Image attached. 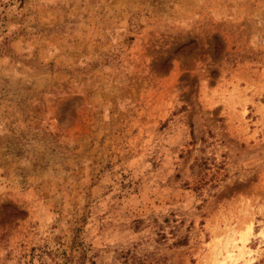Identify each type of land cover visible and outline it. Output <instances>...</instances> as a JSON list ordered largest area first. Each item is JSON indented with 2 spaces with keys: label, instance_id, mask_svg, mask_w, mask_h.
Returning a JSON list of instances; mask_svg holds the SVG:
<instances>
[{
  "label": "rangeland",
  "instance_id": "374dc122",
  "mask_svg": "<svg viewBox=\"0 0 264 264\" xmlns=\"http://www.w3.org/2000/svg\"><path fill=\"white\" fill-rule=\"evenodd\" d=\"M0 264H264V0H0Z\"/></svg>",
  "mask_w": 264,
  "mask_h": 264
}]
</instances>
